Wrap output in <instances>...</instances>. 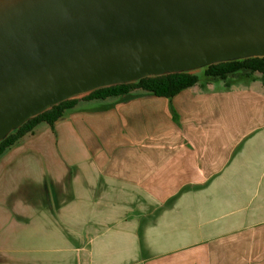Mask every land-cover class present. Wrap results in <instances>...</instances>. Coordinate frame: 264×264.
Here are the masks:
<instances>
[{
  "label": "crops",
  "instance_id": "1",
  "mask_svg": "<svg viewBox=\"0 0 264 264\" xmlns=\"http://www.w3.org/2000/svg\"><path fill=\"white\" fill-rule=\"evenodd\" d=\"M79 98L0 154V264H264V80Z\"/></svg>",
  "mask_w": 264,
  "mask_h": 264
},
{
  "label": "water",
  "instance_id": "2",
  "mask_svg": "<svg viewBox=\"0 0 264 264\" xmlns=\"http://www.w3.org/2000/svg\"><path fill=\"white\" fill-rule=\"evenodd\" d=\"M264 57V0H0V143L60 103Z\"/></svg>",
  "mask_w": 264,
  "mask_h": 264
},
{
  "label": "trees",
  "instance_id": "3",
  "mask_svg": "<svg viewBox=\"0 0 264 264\" xmlns=\"http://www.w3.org/2000/svg\"><path fill=\"white\" fill-rule=\"evenodd\" d=\"M255 72L262 74L264 80V57L249 58L240 61H230L211 65L202 75L193 73H172L157 77H148L135 83L119 84L111 87L98 89L85 99H105L111 96H119L129 93L131 90L141 88L148 90L160 96H173L182 89L191 87L198 83L205 85L216 80H226L230 85L231 77H248L251 78ZM78 99L67 100L52 109L30 119L16 133L11 134L3 142L0 143V154L4 150L17 142L25 134L32 132L36 125L42 121L53 124L65 112L67 108L74 106Z\"/></svg>",
  "mask_w": 264,
  "mask_h": 264
}]
</instances>
